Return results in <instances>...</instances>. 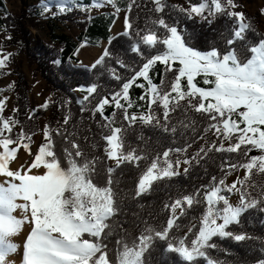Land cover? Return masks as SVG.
<instances>
[{
    "label": "snow or ice",
    "instance_id": "snow-or-ice-1",
    "mask_svg": "<svg viewBox=\"0 0 264 264\" xmlns=\"http://www.w3.org/2000/svg\"><path fill=\"white\" fill-rule=\"evenodd\" d=\"M150 3V15L143 21L139 9L146 5L141 0H130L123 9L118 0H89L87 6L82 0L43 5L41 15L57 8L54 17L76 7L88 11L110 5L115 11L106 18L113 23L123 11V31L110 36L108 43L123 37L125 51L118 55L105 48L90 68L79 64L85 72L98 73L97 81L108 74L118 90L104 89L98 82L70 89L85 93L77 98L81 113L88 112L90 123L107 130L101 137L106 141L103 155L95 142L88 143L91 127L81 131L75 123L71 133L46 128L44 142L33 152L32 138L23 127L14 131L20 125L15 112L4 115L7 97L0 99V264H157L158 248L159 264H168V254L178 256L183 264H224L211 255L213 250L231 255L218 241L260 239L236 229L243 228L242 217L264 213V183L259 182L264 181V33L239 10L238 0H197L188 7L169 0ZM208 28L218 39L201 38ZM249 34L258 40L249 39ZM11 55L0 50V70L9 67ZM150 72L159 80L154 81ZM134 87L140 90L135 97L130 93ZM49 101L51 97L41 108L47 110ZM70 104V99L63 101L60 108ZM107 108L113 111L106 113ZM189 111L199 114L203 128L195 127L198 121L188 116ZM71 119L68 110L63 125ZM137 125L162 141L171 138L175 145L179 137L184 144H164L166 150L161 152L141 131L138 140L143 147H134L126 142V132ZM189 129L193 137L185 139ZM197 131L203 133L198 139L205 143L189 154ZM210 132L215 140L206 138ZM21 149L29 159L13 167ZM253 150L260 154L250 155ZM217 154L221 175H211L202 197L200 190L183 194L177 189L174 202L166 201L155 212L157 216L170 212L163 223L153 225L145 218L143 199L153 194L155 181L170 186L194 167H204L207 173L206 165L215 163ZM126 168L140 172L130 195L119 187ZM234 172H243V178L237 176L229 183ZM125 200L134 201L140 210L132 214L131 223L120 220ZM197 207L199 226L186 224L181 218L188 219L189 210ZM133 228L140 231L129 239ZM184 228L186 233L180 235ZM260 252L254 264H264V240Z\"/></svg>",
    "mask_w": 264,
    "mask_h": 264
},
{
    "label": "trees",
    "instance_id": "trees-1",
    "mask_svg": "<svg viewBox=\"0 0 264 264\" xmlns=\"http://www.w3.org/2000/svg\"><path fill=\"white\" fill-rule=\"evenodd\" d=\"M129 2L130 0H118V6L126 8ZM169 2L173 4L171 1ZM195 2H197V0H185L186 7H188L190 3ZM200 2H202V0H200ZM141 3L146 5V7L139 9L140 17L143 21L146 14L150 15V12L147 10L151 8V3L150 0H141ZM238 3L241 4V0H238ZM133 11L135 12L137 9L134 8ZM38 12H40V8H31L25 9L20 16H13L8 12L3 0H0V29L7 30V32L11 35V39H7L0 44V50L6 51L10 48H15L17 50V54L24 55L29 65L35 67L37 74H39L46 81L54 97V103L49 108V128L53 130L59 129L67 133H71L73 131L74 123L81 131H83L84 126H90L92 132L90 133L88 143L91 144L95 142L98 146V154L103 155V148L106 146V141L101 139V137L107 130H101L97 128L96 123L89 122V113H81L80 107L77 104V98H79L77 92H72L70 89L76 88L80 85L88 86L92 82H98L104 89L112 88L118 90L116 88L117 82L112 80L108 74L100 76L97 81L96 77L98 73L85 72L79 67L76 55H73L74 51L77 50L78 46H80L84 39H89L91 42H99L101 40L108 42L109 37L112 36L109 26H112L113 20L106 18L110 17L109 15L102 14L98 16H89L81 10H75L59 15L57 18L52 20L53 24H48L49 27L51 26V43H46L42 39H35L31 31L30 26H37L35 17L38 15ZM245 15L249 20H251L256 30L263 33L259 22H257V20L249 13H245ZM89 17H91V19H89ZM68 24L78 26L82 30V34L78 41H75L67 34H58L54 28L56 27V29H59L61 25L65 26ZM189 26H191V22H189ZM197 30L200 31L199 27ZM201 38L203 40H207L208 42L218 39L216 32H214L211 28L203 30ZM249 39L258 40V37L253 34H249ZM123 40L124 38L121 37L119 41H113L112 45H109L108 43L107 48H110L114 54H124L125 45L122 43ZM70 57L71 60H69ZM124 58L127 59L128 56L125 55ZM57 59H60L62 64H55L54 61ZM106 63L111 66L110 61ZM9 65L14 66V83L12 87L16 98L14 112L15 118H18L20 122V125L17 127H23V130L31 136L33 145V138L38 133L40 121L46 116L47 111L40 112L39 110H33L31 112V88L25 74L21 72L20 66L16 64V55H12L10 57ZM157 68L162 69V66H157ZM117 71L121 75H125L123 70L117 68ZM2 75H4V73L0 72V78ZM151 75L154 76L155 81L160 78L159 76L154 75V72H152ZM98 91H100V89H98ZM130 93L133 97H135L140 94V90L134 87L130 90ZM69 99L71 100V104L66 106L65 109H61L60 103ZM93 103H95V101H93ZM68 110L72 113V119L69 120L68 125H63V116ZM111 111H113V109H106V113H110ZM33 112H35L34 115ZM30 116L31 118H29ZM81 116H83V123H81ZM188 116L198 121V124L195 126L198 130L205 126V122L200 118L199 114L189 111ZM97 122H99V117H97ZM14 131H17V129H14ZM141 131H143L146 138H151L150 142L153 147H161V152L166 150L162 147L164 144L171 147H178L184 144V139H180L179 137L177 138L178 144L175 145L171 143V138L167 141H162L156 133L148 129H141L139 125L134 128L127 129L126 142L130 143L134 147L142 148L143 144L138 140V136ZM202 134V132L197 131L194 137L197 142L188 150L189 154L197 151L199 147L205 143V141L198 139L199 135ZM189 137H193L192 129L187 131L185 139ZM53 138L57 141V145H59L60 138L55 135V132H53ZM206 138L209 140H215V136L211 132L207 134ZM257 154H260L257 150H253L250 153V155ZM232 155L233 157L235 156V154ZM171 159L175 160V156H171ZM161 161H163L162 155ZM107 163L110 165L109 161ZM219 163V154H217L216 162L213 163L209 161L206 165L207 173L205 172L204 167H194L190 170L188 176L174 178L173 181L170 182V186L164 185L161 181H155L153 184L155 191L151 196L143 199V203L146 206L144 210L145 218L150 219L153 225L158 226L163 223L165 217L169 215L170 212L161 213L159 216H157L155 212L159 211L166 201L170 203L174 202L175 198H177V189H179L183 194H190L193 191L200 190L202 197L204 195L203 189L208 185L211 175H221L218 169ZM141 164L144 165V162H141ZM236 173L238 172H234L232 175ZM139 177V170L134 168L124 169L122 174H120V189L130 195V189L135 186ZM98 179L102 182V177ZM257 179L259 181V178ZM259 182L264 183V181ZM124 205L125 206L122 209L124 215L120 216V220L124 221L127 218V221L131 223L132 214L134 212H139L140 210L135 206L134 201L125 200ZM198 212L199 207L196 208V211L189 210V218L186 219L182 217L181 219L184 220L186 224L195 223L199 226V219L197 217ZM148 213H152V215L149 216ZM262 220H264V213L253 212L251 217H242L243 228H237L236 230L246 232L253 237H259L260 239H253L240 243H234L231 240L218 241L221 248L229 250L231 255H228L227 252L224 251L217 252L216 250H213L211 252L212 257L217 260L224 261V264H254V261L261 255V240H264V225L261 224ZM140 228H143V224H141ZM139 231L140 229L136 228L130 229L129 239L137 235ZM186 231L187 229L184 228L179 234L183 235ZM159 251L160 250L158 248L156 257L157 264H159ZM168 264H183V262L178 256L168 254Z\"/></svg>",
    "mask_w": 264,
    "mask_h": 264
},
{
    "label": "rangeland",
    "instance_id": "rangeland-1",
    "mask_svg": "<svg viewBox=\"0 0 264 264\" xmlns=\"http://www.w3.org/2000/svg\"><path fill=\"white\" fill-rule=\"evenodd\" d=\"M174 5L186 7L185 0H169ZM5 3L8 12L13 16H20L25 9H36L40 8V12L35 17V22L37 24L36 27H31V31L33 33V37L35 39H42L46 43H51L50 40V32L51 26L48 24H53L52 20L57 18L59 15L57 14L55 17L53 13L57 12L56 7H52L51 11L47 12L45 15H41L44 12L43 5L45 4H60L63 0H3ZM82 3L87 6L89 4V0H82ZM240 10L244 13H249L253 16L257 22L260 24L261 31L264 33V15L261 14V11L264 10V0H241ZM123 9V8H122ZM80 10L79 7L74 8L72 11ZM70 11V12H72ZM115 9H113L110 5H105L103 8L100 7H89L88 11H82L89 16H98V15H109L111 16L114 13ZM68 13V12H67ZM123 11L120 13L119 18L115 19V22L111 26L110 33L112 36H117L121 31H123ZM84 19V18H83ZM58 34H67L72 37L75 41H78L82 30L78 26H74L71 24L61 25L59 29H56ZM11 36L9 32L5 29H0V44L7 40V37ZM108 47V42L105 40H101L99 42H91L89 39H84V41L80 44L78 49V53L76 58L78 59L79 64L82 62L85 66L90 67L96 59H98L102 54L105 48ZM4 53H10L12 55H16V64L20 66L21 72L25 74L29 86L31 88V112L33 110L47 111L46 116L40 121V127L38 133L33 138L32 151L35 152L38 149V146L44 142V132L46 128H49V117H50V106L54 103V97L46 83V81L35 71V67L30 66L26 57L24 55L17 54V50L15 48H10L6 51H2ZM11 55V56H12ZM4 75L0 78V99L7 97L6 107L4 115L6 117L12 116L15 110V94L12 90L14 83V66L9 65L7 69L0 70ZM152 72H150L151 75ZM199 79V78H198ZM155 81V79H154ZM203 86V85H200ZM77 95L80 99L83 98L85 93L77 92ZM51 97V101H49V108L47 110L41 108V105L48 101ZM17 131L19 127L16 128ZM29 159L27 153L21 149L18 153V162L14 161L12 166L18 167L24 164ZM110 162V165L114 166V162ZM161 166H163V161H161ZM181 172H183V168L181 167ZM237 176L243 178V172H238L228 178V182H232ZM179 212V210H178Z\"/></svg>",
    "mask_w": 264,
    "mask_h": 264
}]
</instances>
